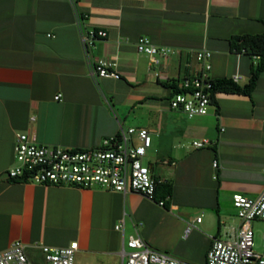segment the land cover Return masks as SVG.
<instances>
[{
    "label": "crops",
    "instance_id": "1",
    "mask_svg": "<svg viewBox=\"0 0 264 264\" xmlns=\"http://www.w3.org/2000/svg\"><path fill=\"white\" fill-rule=\"evenodd\" d=\"M92 29L107 37L87 51L81 34ZM262 33L264 0H0V252L22 241L30 259L44 264L38 244L77 242L79 254L122 264L123 243L138 234L159 252L205 264L213 240L240 225L233 196L264 191V71L251 95L218 92L209 115L192 119L169 109L171 84L200 73L196 53L208 50L213 79L239 77L246 86L259 59L235 53L232 41ZM141 37L175 54L153 65L137 52ZM101 58L117 64L120 80L95 76ZM121 126L150 132L160 154L153 176L174 188L167 207L134 192L7 178L17 133L91 148ZM203 139L212 144L193 147ZM255 224L263 240L264 223H254L257 232Z\"/></svg>",
    "mask_w": 264,
    "mask_h": 264
},
{
    "label": "built area",
    "instance_id": "2",
    "mask_svg": "<svg viewBox=\"0 0 264 264\" xmlns=\"http://www.w3.org/2000/svg\"><path fill=\"white\" fill-rule=\"evenodd\" d=\"M107 37L101 29L83 31L82 43L85 49ZM137 52L150 57L153 65L168 61L175 50L166 46H157L148 37H141L137 43ZM235 53L245 54L246 50ZM213 54L208 50L196 53V60L202 64V71L180 80V91L169 100V109L183 112L189 119L207 116L213 104ZM255 58L260 59L258 56ZM94 74L98 79L120 80L117 64L109 59L96 61ZM239 82V77L233 78ZM61 99V95L57 96ZM209 139L193 142L196 149L211 145ZM153 145V138L145 128L121 126L119 133L106 138L99 146L91 148H72L60 145H47L39 142L32 132H20L15 140V165L7 172V178L15 182L33 183L43 186L74 187L81 189H104L121 194L134 192L146 199L165 207V200H157V180L152 173V165L144 161ZM214 168L219 162H213ZM163 182L168 180L160 179ZM233 205L240 219V225L232 229L223 238H215L209 247L205 264H264L263 249L256 248L255 222L264 223V191L257 198L236 193ZM201 218L197 219L201 222ZM125 220L117 226L123 230ZM191 231L188 228L187 233ZM44 255V264H75L80 250L79 243L72 242L64 247H52L38 244ZM122 264H193L153 249L140 235L131 236L123 243ZM0 264H36L28 253L27 245L14 241L8 249L0 252Z\"/></svg>",
    "mask_w": 264,
    "mask_h": 264
},
{
    "label": "trees",
    "instance_id": "3",
    "mask_svg": "<svg viewBox=\"0 0 264 264\" xmlns=\"http://www.w3.org/2000/svg\"><path fill=\"white\" fill-rule=\"evenodd\" d=\"M232 48L233 50L237 51L246 50L245 54L250 55L251 57L258 56L260 58L258 65L254 68L249 83L244 87H241L232 79H213V102L217 93L223 91L251 95L256 88L257 80L264 71V33L255 35L245 34L236 37L232 41ZM180 80L181 79H178L171 84V87L173 88V94L181 90L179 84ZM156 180L157 200H165L167 197L170 199L173 195V184L170 183V181L163 182L158 178H156ZM168 201L169 200L166 201L165 207H167Z\"/></svg>",
    "mask_w": 264,
    "mask_h": 264
},
{
    "label": "rangeland",
    "instance_id": "4",
    "mask_svg": "<svg viewBox=\"0 0 264 264\" xmlns=\"http://www.w3.org/2000/svg\"><path fill=\"white\" fill-rule=\"evenodd\" d=\"M155 149V148H154ZM160 154L159 153H155L152 151V149L149 151L148 156L146 157L144 164L149 166L151 164L156 165V161L157 158H159ZM156 174L157 175H162V176H166V173H164L163 170H160L159 167L156 166ZM239 218V217H238ZM240 220V219H239ZM256 227V248L258 249V251L261 249L262 244H263V240H262V235L260 232V228L259 225L255 224ZM223 238V237H222ZM109 258L105 255H101V254H93L90 252H85V253H78L76 255V261L75 264H102L101 262H103L102 260H108ZM38 263V262H37ZM116 264V263H115ZM121 264V263H119Z\"/></svg>",
    "mask_w": 264,
    "mask_h": 264
}]
</instances>
